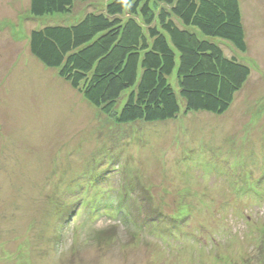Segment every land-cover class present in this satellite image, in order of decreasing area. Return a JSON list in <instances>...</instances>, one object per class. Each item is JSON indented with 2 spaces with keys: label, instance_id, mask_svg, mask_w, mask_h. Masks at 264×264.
I'll use <instances>...</instances> for the list:
<instances>
[{
  "label": "rangeland",
  "instance_id": "1",
  "mask_svg": "<svg viewBox=\"0 0 264 264\" xmlns=\"http://www.w3.org/2000/svg\"><path fill=\"white\" fill-rule=\"evenodd\" d=\"M239 2L247 52L213 40L251 69L230 110L121 125L28 46L106 0L38 19L0 0V264H264V0Z\"/></svg>",
  "mask_w": 264,
  "mask_h": 264
},
{
  "label": "trees",
  "instance_id": "2",
  "mask_svg": "<svg viewBox=\"0 0 264 264\" xmlns=\"http://www.w3.org/2000/svg\"><path fill=\"white\" fill-rule=\"evenodd\" d=\"M99 1L30 0L29 12L34 19L64 15L78 2ZM105 4L102 10H86L75 24L32 30L30 54L56 70L92 107L117 111L116 122L121 125L173 121L182 108L185 114L216 116L230 110L251 69L228 57L213 40L247 52L239 0H106ZM174 74L175 86L170 80ZM121 100L122 109L115 110ZM112 200L121 204L123 198L116 195ZM89 211L92 217L102 216L94 203ZM116 231L113 226L94 231L92 239L104 243ZM62 240L60 235L58 241Z\"/></svg>",
  "mask_w": 264,
  "mask_h": 264
}]
</instances>
